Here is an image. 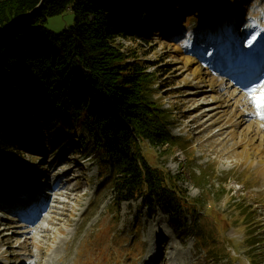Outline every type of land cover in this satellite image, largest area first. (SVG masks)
I'll return each instance as SVG.
<instances>
[{
  "label": "snow or ice",
  "instance_id": "6c2138e0",
  "mask_svg": "<svg viewBox=\"0 0 264 264\" xmlns=\"http://www.w3.org/2000/svg\"><path fill=\"white\" fill-rule=\"evenodd\" d=\"M251 41H249L250 43ZM249 91L252 93L251 103L255 106L256 109L260 110L257 114L264 115V92H260L259 95H256V88H250Z\"/></svg>",
  "mask_w": 264,
  "mask_h": 264
}]
</instances>
